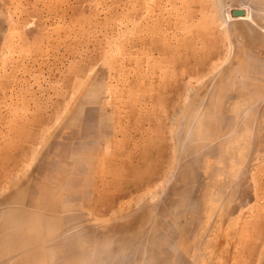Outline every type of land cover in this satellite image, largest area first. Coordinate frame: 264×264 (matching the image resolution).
<instances>
[{
  "label": "rangeland",
  "instance_id": "obj_1",
  "mask_svg": "<svg viewBox=\"0 0 264 264\" xmlns=\"http://www.w3.org/2000/svg\"><path fill=\"white\" fill-rule=\"evenodd\" d=\"M0 264H264V0H0Z\"/></svg>",
  "mask_w": 264,
  "mask_h": 264
},
{
  "label": "water",
  "instance_id": "obj_2",
  "mask_svg": "<svg viewBox=\"0 0 264 264\" xmlns=\"http://www.w3.org/2000/svg\"><path fill=\"white\" fill-rule=\"evenodd\" d=\"M245 11H234L233 12V15H234V17H242V16H245Z\"/></svg>",
  "mask_w": 264,
  "mask_h": 264
},
{
  "label": "bare ground",
  "instance_id": "obj_3",
  "mask_svg": "<svg viewBox=\"0 0 264 264\" xmlns=\"http://www.w3.org/2000/svg\"><path fill=\"white\" fill-rule=\"evenodd\" d=\"M239 19H243V18H239Z\"/></svg>",
  "mask_w": 264,
  "mask_h": 264
}]
</instances>
